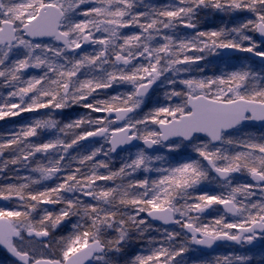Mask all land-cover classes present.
Returning a JSON list of instances; mask_svg holds the SVG:
<instances>
[{"label": "trees", "instance_id": "1", "mask_svg": "<svg viewBox=\"0 0 264 264\" xmlns=\"http://www.w3.org/2000/svg\"><path fill=\"white\" fill-rule=\"evenodd\" d=\"M4 1L5 8L14 7L13 4L22 6L27 2L37 8L43 2ZM223 1L230 7L238 5L241 13L239 17L227 18L226 22L224 19L219 21L216 16L212 18L214 25L211 27L219 34L214 42L227 43V32L237 28L239 33L241 27L256 40L254 25L258 20L264 21V15H259L254 8L264 9V0H65L70 5L71 13L65 16L63 28H67V24L74 25L72 30L67 28L71 38L74 37L72 32L91 33L88 24L94 19L110 22L118 27V31L109 38L97 41L100 51L88 52L87 46L72 53L71 59L64 57V53H54L51 49L35 47L33 42H27V47L19 53L14 51L0 54V106L9 107L13 104L18 110V114L13 117L0 116V159L4 165V171L0 173V200L18 207L21 226L50 230L52 242L62 245L68 237L80 233V227L76 226L69 232L71 218L67 219V215L60 216L58 205L67 199L57 190L59 185L72 184L78 179L84 184L95 178L97 181L101 179L99 183H110L116 190L106 198H103V193H98L100 198L89 201L88 203L97 206L95 210H89L84 222L91 233L107 225L111 234H114V239L111 240L112 257L107 264H157L163 260L160 256L156 257L153 249L163 252L168 248H179L181 238L187 245V252L185 255L183 252L176 253L174 264H192L190 256L197 253L190 252L189 239L170 236V233H175L176 228L182 230V223L178 222L174 228L156 226L144 218V211L178 201L184 208H190L189 217L193 219V208L206 204L211 196L223 198L225 194L221 188L228 181L220 182L212 176L202 162L203 154L210 155L222 167L240 169V174L233 177V183L239 186L253 185L249 171H261L264 175V124H245L224 135L221 145L216 147L210 146L208 140L202 137L193 138L189 143H170L175 149L164 154L161 159L151 161L146 170L143 169L142 161L137 162V166L132 164L123 169L116 161L108 159L113 165L116 164L112 166V172L104 175L96 173L94 163L99 162L96 161L97 149L95 150L98 142L102 144L103 154H110L106 142L99 140L91 144L78 143L79 136L86 131L84 128H76L74 135L58 130L61 131L58 136L53 129L60 126H52L53 131L46 132L44 112L56 110L88 113L91 109L102 114L103 109L108 107L132 105L135 102L133 90L125 78L132 77L131 82L137 83L140 71L150 66L152 55L159 59L165 54L168 59L183 55L185 60L192 62L193 56L189 50L195 46L194 35L185 29L183 23L188 21L193 27L209 2L220 5ZM246 10L256 14L250 15ZM4 16L7 18V15ZM25 16L26 14H20L19 22H23ZM154 16L161 20L153 21L157 24L156 36L146 37L145 42H141V38L136 40L130 37L137 31L134 20ZM205 18L204 16L203 19ZM160 25H163L162 28ZM197 37L208 38L206 33ZM123 50L128 51V54L125 55ZM141 55L145 57L143 60L138 59ZM118 57L127 62L123 77L116 83L112 80L108 82L109 85H103L101 80L104 81L114 73L108 71H111ZM247 62L240 58L216 61L209 57L201 60L203 65L233 85V91L227 98L242 96L264 100V63L255 62L256 65L252 67ZM176 67L175 63L170 68ZM55 105L59 107L55 109ZM184 110V98L177 91L176 80L163 79L151 91L145 105L135 113L140 117L137 120L138 135L156 136V121L164 116L180 114ZM49 122H55V115H52ZM84 125L88 128L91 123L85 122ZM64 134L67 135L66 138ZM62 138L69 145H61L59 142ZM37 147L40 150H35ZM138 151L153 153L142 146L124 153ZM46 160L47 166L57 172L48 180L43 181L33 171H26L32 170L33 164H45ZM87 164L92 165L89 172H86ZM102 164L98 166L101 172ZM18 165L23 168L17 169ZM128 182H141L148 188V194L140 202V226L132 222L131 216L120 218L118 213L103 214L105 200L107 205L115 206L111 204L115 200L114 194L118 196ZM93 185L91 183L87 187L86 193L102 190L99 185L95 188ZM211 185L219 190L213 191ZM261 196L249 190L244 193L242 208L247 210L249 220L256 217L262 209L264 193ZM121 208L124 210L127 206L122 205ZM233 262L226 259V264ZM237 264H264V244Z\"/></svg>", "mask_w": 264, "mask_h": 264}, {"label": "rangeland", "instance_id": "2", "mask_svg": "<svg viewBox=\"0 0 264 264\" xmlns=\"http://www.w3.org/2000/svg\"><path fill=\"white\" fill-rule=\"evenodd\" d=\"M53 2L60 5L62 8H64L66 16L70 15V9L69 4L65 2V0H52ZM221 4L218 5L214 2H209L207 11L210 9V13H207L205 20L199 19L196 23H194L195 28L192 30V34L194 35L193 42H195V46L190 48L189 52L193 56V61L185 60V56L180 55L179 57L175 58L172 57V59H168V55L165 54L162 59H159L155 55H152V61L149 67H145L140 71V80L135 84L132 83V77L125 78V80H128L131 84V88L133 90V94L135 95V89L136 87L147 80L152 79L153 75H156L158 77L159 82L166 78H171L172 80H176V86L177 91L180 92L185 99L187 95L189 94H198V93H206L211 94L213 97L218 99H224L227 98V95L233 91V85L230 84V81H227L223 79L220 75H215L212 73L208 68H205L202 66L199 61L204 60L208 57H213L215 59H221L224 57V55L221 52V47L225 45L224 43H218L216 44L214 42L215 38H218L219 34L215 30V28H209V26H212L213 23L210 21L212 16H218L221 18L223 15L230 16V14H237L231 15L232 17H239V14L241 13V9L238 7V5H234L232 7L227 5V2L223 1L220 2ZM4 4L5 1H4ZM73 5V3H71ZM11 6V4H10ZM14 7H6L4 8V11H0V22L5 18L4 15H7V19L13 20L19 29L21 27V23H19L20 14H26L25 20L30 16V14L36 10L37 8H34L31 2H27L25 5H15ZM85 6V5H84ZM216 6H219V12H217ZM253 9V8H250ZM258 11L259 15H264V9L261 7L254 8ZM246 12L250 15H255L256 13H250L246 10ZM264 17V16H262ZM74 18V16H72ZM23 19V20H24ZM263 20V19H261ZM153 21H159L156 16L150 18V19H140L138 22H134L136 25L134 26L138 31L137 33H133V35H130V37H134L136 40L138 38H141V42H145L146 37L156 36V33L154 30L155 26ZM188 22V21H186ZM247 22V21H246ZM64 23V22H63ZM80 25V24H78ZM82 25H85V23H82ZM67 28L72 30L74 25L67 24ZM89 29L91 30V33H83L78 34V31L72 32L74 37L70 38L72 44H77L84 36L90 35L95 38V43H92L88 48H86V51L88 52H96L97 50L100 51V46L98 45L97 41L99 40H105L109 38L115 31H118V27L110 22L106 21H98V20H91L88 24ZM163 25H160V28H162ZM64 28V31H67L69 29ZM207 34L208 38H201L197 37L199 35ZM19 40L18 42L13 46V48L7 49V48H1L0 54H10L14 51L20 52L23 51L27 47V40L24 39L23 35L21 33L18 34ZM228 40L226 45H230L233 48L232 53L229 54L228 57H237V56H243L246 55L247 52L251 49L256 48H262V44L257 42L251 33L244 31L241 27V31H239L237 28L228 31L227 32ZM138 45V44H137ZM35 47H44L51 49L54 53L61 52L63 56L73 58V55L68 53L65 48L59 46L56 41L50 40L46 42H40L35 43ZM146 47V46H145ZM124 51V50H123ZM264 52V51H262ZM125 55L128 54V51H124ZM171 55V54H170ZM145 58V57H144ZM158 58V59H157ZM126 61L122 60L121 63H114L112 66L111 71L108 72H114L110 77L105 79L104 81L101 80V83L103 85H109L108 82H117V80L121 79L123 77V74L125 72V65ZM176 63V68L172 69L170 71V66ZM131 73V72H129ZM164 77L162 78V76ZM96 83V81H95ZM133 84V85H132ZM148 101L147 97L143 99H138L135 97V102L133 106L138 111L146 102ZM59 105H55V109H57ZM53 109V108H52ZM75 112H59L54 110L53 111H47L45 113V126L47 127L46 132L53 131L56 132L59 136L62 130L66 132L68 135H74L76 134V128H84L86 130L85 132H81L80 136L87 133V131L93 129V128H100V127H108V129L114 130L116 128H119L125 124L132 126L133 131L136 132L137 130V120L140 118L136 115H133L129 119H127L124 123H114L113 120H107L103 115H97L94 110L90 109V112H81V113H75ZM172 113V112H171ZM18 114V110L16 109V105H10L9 107L0 106V116L2 118L5 117H13V115ZM74 114V115H72ZM52 115H55V122H49ZM136 116V117H135ZM168 118V116H165L163 119ZM84 122H87L88 124L91 123V125L87 127L84 125ZM52 126H60L59 128L51 129ZM109 133L105 134V136L102 138L103 141H106L108 139ZM64 138H66L67 135H63ZM79 136V137H80ZM62 138L60 140L61 145L66 144V140ZM58 141V140H57ZM48 145L47 143H44V145ZM69 144H66V146ZM101 143H97V147L95 148L96 154H97V160L98 163H94V170L96 173L101 174H107L112 172V166H114L116 163H110L108 159L114 160L117 162L118 166L122 167L123 169H126L128 166L134 164L137 166V162L142 161L143 169H147V167L150 165V161H153L154 159L158 158V156L143 153V151L138 152H120L118 154H115L116 156L110 155V154H103V150L101 147ZM35 150H40V147H37ZM90 160V159H86ZM103 164H102V163ZM48 161L46 160L45 164L41 166H37V164H33L32 170H26V171H33V173H36L38 177H40L43 181L48 180L51 175L57 173L53 168L50 166H47ZM103 165L102 172L98 170L99 165ZM91 164H87L86 166V172H89V169L91 168ZM101 167V166H100ZM23 166L18 165L17 169H22ZM128 170V169H127ZM1 171H4V165L1 162L0 159V173ZM25 171V172H26ZM1 175V174H0ZM98 181H101L99 179ZM97 179L90 180L88 183L85 184L78 179V181H74L72 184H65L61 183L58 187V191L63 193L64 199L66 198V202L60 203L58 205L59 214L61 217L67 215V219L71 218V225L69 232H72V230L78 226L80 227V233L72 235L66 239V241L62 245H56L52 242V239H50L47 242H38L35 239H27L25 237V232L28 231L30 227L28 226H21L20 225V211H18V207L14 204L7 203L8 201H2L0 200V216L8 218L14 227L18 228L20 230V235L17 239L11 240L10 246L12 249L16 252H21L24 254H27L30 258V260L37 259V258H49V259H59L63 260L67 255H69L71 252L82 248L89 244L92 240L98 239L103 244V249L99 255L95 257L94 264H107L111 260V240L114 239L111 234V229H109L106 226L100 227V230L97 229L94 230L93 233H91L89 230L86 229V224L84 222L85 219H87V215L89 213V210H95V207L97 205L88 203L89 201L97 200L100 198L98 193H103V198L108 197L109 195L113 194V192L116 190V187L112 184L105 183H99ZM92 184L95 188L96 186L99 188H102V190H94L93 192L86 193L87 187ZM104 186V187H103ZM152 186V185H151ZM250 186L246 185L245 187L238 188V185L235 184H226L224 185L221 190L223 194L226 193L225 197H228V199L234 200L237 203L240 201V197L238 195H242L245 193L246 189L250 190ZM148 188L144 187L141 182H128L126 186H124V190H126V194H124V190L116 196L114 194L113 197H115V200L111 203L115 206H109L107 205L105 200L104 208H103V214H112V213H118L121 217L129 218L132 217V222L136 223L137 225H141L142 218L139 217V208H140V202L148 194ZM264 187L262 186H254L253 189L257 193L262 191ZM219 190V189H216ZM120 192V191H119ZM235 198H238L236 200ZM210 201L213 202L212 209H210L209 216H195L193 219L189 217V209L190 208H184L182 205L178 204V201L173 202L171 204L175 211H176V217L179 221L184 223L185 221H192V223H196L202 231L209 234H215L217 233L216 227L219 226L221 222V211L219 208H217V203L219 198L217 197H209ZM122 205L127 206L126 209L122 210ZM122 210V211H120ZM74 211V212H73ZM206 217V218H205ZM260 219L264 220V207L262 210H260V213L257 216ZM245 221V214L244 211L241 209L239 216L236 218H227L225 219V222L223 223V226L225 223L228 225L227 230H233L235 227ZM176 230V229H175ZM49 233H52L49 230ZM181 230H176L175 233H170L171 237H180ZM183 235V233H182ZM183 241V239L179 240V243ZM186 248L183 244L180 243L179 248H176L175 250H171L170 248L164 250L163 252L160 250H157L156 248L153 249L156 257H159L164 261L162 264H171L170 260L174 257L175 253H178L182 249ZM7 254L0 249V264H20L11 259L9 256H6ZM227 254L224 253L223 249H220L217 254H212L209 257H197V261H194L192 264H201L204 262H208L211 260H214L210 264H226L223 263L222 259L219 257H223Z\"/></svg>", "mask_w": 264, "mask_h": 264}, {"label": "water", "instance_id": "3", "mask_svg": "<svg viewBox=\"0 0 264 264\" xmlns=\"http://www.w3.org/2000/svg\"><path fill=\"white\" fill-rule=\"evenodd\" d=\"M2 2L0 0V9ZM63 11L59 6L53 3H45L38 9L37 13L27 20L20 31L23 36L29 40H49L55 38L58 43L65 46L67 50L74 51L77 47L91 43L93 39L85 37L79 46L71 47L68 35L60 30V23L63 18ZM256 35L259 41L264 43V23L259 22L256 26ZM17 41L16 26L12 21L4 20L0 24V46H12ZM229 47L223 49L224 52L229 51ZM259 59H264L263 55L255 54ZM156 84L155 81L143 83L137 88V96L145 95ZM187 105L189 112L174 117L166 122H158L160 141L166 143L169 140L180 138L184 141H189L194 136H203L210 139L213 145L220 143L222 133H228L234 128L247 122L254 124H264V102L247 100L243 98L234 99L231 101H218L197 95L189 96ZM130 107L108 108L105 111V116L115 118L116 121H123L126 117L133 113ZM106 129H97L89 134H86L81 141L90 142L98 139ZM111 151L116 152L129 147H134L142 144L153 150L156 148V142L151 138L139 139L136 134L132 133L130 126L111 131L108 141ZM207 166L212 169L214 175L220 179H227L230 176V170L219 169L214 167L212 160L208 157L204 158ZM254 178L262 181L260 173H254ZM220 207L224 212L232 215L237 214V207L232 201L226 200L221 202ZM209 205L196 210L197 214L207 212ZM147 219L155 224L164 226H173L176 224L174 209L170 206L162 208H151L145 212ZM184 231L190 236L191 242L197 249L210 252L214 250L217 244H241L247 240L242 237L245 234H264V222L255 221L248 226L238 227V235L230 236L225 233L217 235H208L202 233L198 228L191 223H186L183 226ZM19 235L18 229L14 228L12 223L3 217H0V246L9 250V240L14 239ZM27 237H35L38 241L48 239L45 231H32L27 233ZM250 245H257L260 242L259 237L250 238ZM101 243L93 241L88 246L71 253L63 262L57 259L39 258L30 264H93L92 257L101 250ZM12 257L20 262L24 260V254L18 252Z\"/></svg>", "mask_w": 264, "mask_h": 264}]
</instances>
